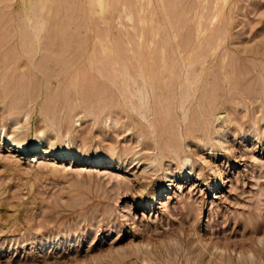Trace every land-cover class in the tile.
<instances>
[{"label":"rangeland","instance_id":"374dc122","mask_svg":"<svg viewBox=\"0 0 264 264\" xmlns=\"http://www.w3.org/2000/svg\"><path fill=\"white\" fill-rule=\"evenodd\" d=\"M0 264H264V0H0Z\"/></svg>","mask_w":264,"mask_h":264},{"label":"bare ground","instance_id":"6f19581e","mask_svg":"<svg viewBox=\"0 0 264 264\" xmlns=\"http://www.w3.org/2000/svg\"><path fill=\"white\" fill-rule=\"evenodd\" d=\"M26 3V2H25ZM42 26V25H41ZM41 26H37L36 27V25H35V29L34 30H32L33 31V33H34V31H35V34H37L38 32H39V27H41ZM33 27V26H32ZM32 27H31V29H32ZM38 29V30H37ZM42 30H43V27L41 28V33H42ZM31 31V32H32ZM33 33H31V34H33ZM40 33V32H39ZM35 34H33L34 36H35ZM33 36V37H34ZM38 37H39V35H37ZM36 36V37H37ZM35 37V38H36ZM40 38V37H39ZM39 38H37V40L39 39ZM36 41V40H35ZM37 42V41H36ZM38 42H40V41H38ZM26 45V44H25ZM39 46V44L37 43L36 44V46ZM188 45V44H187ZM140 46V45H139ZM40 47V46H39ZM176 48V47H175ZM39 49V48H38ZM176 50H178V49H176ZM141 57H142V55H141ZM171 57H172V55H171ZM182 58V57H181ZM33 59L34 58H31V66H32V68L38 73L39 71H38V69L36 68V66L34 65V63H33ZM92 59H93V57H92ZM141 59V58H140ZM140 59H138V60H136V62L134 61V65H135V67H136V69L134 70V72H132V73H128V72H126V69H124L125 70V75L127 76V81L130 83V86L132 87V88H129V83H124V88L126 89V91L129 93V94H127V95H129V97H130V99H132V98H135L136 100H137V102L136 103H134V102H132L133 104H135V105H133L134 106V108L135 109H137L138 111H139V113L138 114H140L141 116L140 117H143L144 119H146V115H147V113H149V111H151L150 110V108H151V105L153 106V104L151 103V105H150V99L152 100V98L151 97H154V95L153 94H155V96H157L156 95V92H155V88L157 87V85H156V87H155V83H154V80H153V75L150 73V63H148L147 62V59L144 61L143 59L142 60H140ZM186 59V58H185ZM185 59L182 61V66L183 67H181L182 68V70L180 69V71H182L183 72V74H180V75H184V80L183 81H185V83H186V86H188V91L186 90V94L185 95H180L178 98H177V96H176V98L179 100V108H180V110L179 111H182V113L185 111V109H186V107H185V104L188 102L189 103V101H190V99H194V97H195V93H196V91L198 90V88H199V86H198V88L196 87V83L199 81V83H200V78H199V76H198V78L200 79H197V81H196V79H194L192 76H194V74L192 73V75L190 74V68H188L189 67V65L186 67V65H185ZM70 60V59H69ZM68 60V61H69ZM79 60V59H78ZM89 60V59H88ZM188 61H190L189 60V58L187 59ZM186 60V62L188 63V61ZM55 61V60H54ZM57 61V60H56ZM67 61V60H66ZM65 60H64V62H66ZM84 61H85V59H84ZM83 61V58H82V61H76V62H73L72 64H70V66L69 65H67V66H69V67H71V65L73 66V67H75V69L73 68V67H71V68H73L69 73H71L72 71H74V70H76V67H78V66H80V65H86L87 67H89L92 71H91V75L92 76H94V77H97L96 76V73H97V75H99L100 77H103L104 78V75H102L103 73H101L100 72V70H99V68L97 67L98 65L96 64V62L95 61H93V60H89L88 62H84ZM111 61V60H110ZM109 61V62H110ZM63 61L61 62V63H64ZM115 62V61H114ZM163 62V61H162ZM166 62V61H165ZM172 62V61H171ZM191 62V61H190ZM113 63V62H112ZM112 63H110V64H112ZM173 63V62H172ZM171 63V64H172ZM192 63V62H191ZM190 63V64H191ZM109 64V65H110ZM115 64V63H114ZM113 64V65H114ZM122 64V63H121ZM133 64V63H132ZM164 64V63H163ZM64 65H66V64H64ZM173 65V64H172ZM112 66V65H111ZM157 66H158V64H157ZM165 66H167V64H165ZM174 66H175V64H174ZM69 67H67V68H69ZM123 67V66H122ZM192 67V66H191ZM114 68H116V66L114 67ZM127 68V67H126ZM153 68V67H152ZM176 68V67H175ZM7 69H8V67H7ZM18 69V68H17ZM70 69V68H69ZM106 69V68H105ZM104 69V70H105ZM108 69V68H107ZM157 69V68H156ZM156 69H152V70H156ZM16 72L18 71V70H16V69H14ZM67 69H65V70H63L62 72H65ZM118 70V69H117ZM172 70V69H171ZM178 71V69H175L174 71ZM33 71V70H32ZM67 71H69V70H67ZM102 71V70H101ZM130 71V70H129ZM200 71V70H199ZM4 72V71H3ZM19 72V71H18ZM41 72V71H40ZM61 72V73H62ZM120 73H123V75H124V72H121V71H119ZM193 72V71H192ZM196 72V71H195ZM5 73H7V72H5ZM34 73V72H33ZM58 73V72H57ZM60 73V74H61ZM68 73V72H67ZM67 73H66V75H67ZM106 73V72H105ZM110 73H111V71H110ZM160 73V72H159ZM157 74V76H160V78H161V84L163 85V83H162V79L164 78L163 77V75L160 73V74ZM77 74H78V72H77ZM171 74V73H170ZM199 74V73H198ZM4 75H6V74H4ZM66 75L64 74V76L66 77ZM87 75V74H86ZM120 75L121 74H118V72L117 71H113V73H112V81H109V82H112L111 84H114V85H116V83L118 82V78L120 77ZM196 75V74H195ZM55 75L53 74V76H52V78L54 77ZM58 76V75H57ZM68 76V75H67ZM71 76V75H70ZM69 76V77H70ZM225 76V75H224ZM4 77V76H3ZM42 77V76H41ZM99 77V78H100ZM183 77V76H182ZM180 78L181 80L183 79V78ZM2 78V77H1ZM79 78H80V76H79ZM226 78V77H225ZM224 78V79H225ZM3 79V78H2ZM1 79V80H2ZM88 79V78H87ZM94 80H95V78H93ZM178 79V78H177ZM48 80V79H47ZM56 80H58V79H56ZM79 79H77V81H78ZM100 80V79H99ZM122 80V79H121ZM3 81V80H2ZM74 81H76V80H74ZM105 81V80H104ZM106 81H107V79H106ZM70 82H71V80H70ZM119 82H120V80H119ZM180 81H178V83H179ZM41 83V82H40ZM45 83H46V81H45ZM80 83V82H79ZM93 83V82H92ZM108 83V82H107ZM182 83V82H181ZM180 83V84H181ZM51 83L49 82V85H50ZM57 84H58V81H57ZM70 84V83H69ZM110 84V83H109ZM177 84V83H176ZM179 84V85H180ZM182 84H184V83H182ZM73 85H75V84H73ZM102 85V84H101ZM113 85V86H114ZM72 86V85H71ZM71 86H68V87H70L71 88ZM76 86V85H75ZM104 86V85H103ZM106 86V85H105ZM104 86V87H105ZM108 86V85H107ZM183 86V85H182ZM185 86V87H186ZM55 87V86H54ZM95 87V86H94ZM109 87V86H108ZM180 87V86H179ZM75 88V87H74ZM116 88H118L119 89V87L118 86H116ZM159 88V87H158ZM67 89V88H66ZM164 89V88H163ZM184 89V88H183ZM76 90H77V88H76ZM103 90V89H102ZM109 90H110V88H109ZM104 91V90H103ZM117 91V90H116ZM115 91V92H116ZM121 90H119V91H117V92H120ZM159 91H160V89H159ZM203 91V90H202ZM30 92V91H29ZM44 92H46L45 90H44ZM41 89L39 90V92L37 93V94H34V95H30V97L29 98H27V100L24 102V104H23V106H20V107H14V109H19V114L21 113L22 115H23V117L26 119V117L28 116V114H29V112L32 110V108H34L35 106V103H36V100L44 93ZM73 92V91H72ZM77 92V91H76ZM75 92V93H76ZM111 92H112V90H111ZM116 92V93H117ZM155 92V93H154ZM4 96H6V95H4ZM29 96V95H28ZM43 96V95H42ZM120 96V95H119ZM110 97H112V96H110ZM204 97V96H203ZM155 98V97H154ZM164 99V98H163ZM177 99H176V102H177ZM17 100V99H16ZM120 101H121V99H119ZM21 101V100H20ZM153 101V100H152ZM156 101V100H155ZM160 101H161V99H160ZM163 101V100H162ZM122 102V101H121ZM128 102V101H127ZM174 102V101H173ZM202 102H203V100H202ZM201 102V103H202ZM157 103V102H156ZM178 103V102H177ZM176 103V104H177ZM176 104H174V105H176ZM123 105H125V103L123 104ZM163 105V104H162ZM13 106V105H12ZM112 107V106H111ZM162 107V106H161ZM133 108V109H134ZM176 108H177V106H176ZM130 109V108H129ZM210 113L212 112V111H209ZM178 113V112H177ZM186 113V112H185ZM184 113V114H185ZM208 113V112H207ZM207 113H204L203 112V114H207ZM210 113H208V114H210ZM151 114V113H150ZM184 114H182V115H184ZM203 114H201V116L203 115ZM204 115V116H205ZM211 115V114H210ZM207 116H209V115H207ZM203 117V116H202ZM185 119V118H184ZM145 122H146V120H145ZM148 122H149V120H148ZM150 123V125L152 124L151 122H149ZM14 124L16 125V124H19V122L18 121H15L14 122ZM71 125H72V122L70 121V118L68 117V120H67V122L65 123V126H66V128L68 129V128H71ZM149 125V124H148ZM59 126V125H58ZM180 126V125H179ZM150 127H152V126H150ZM62 127L61 126H59V128H57V129H55V135L56 136H58V134H59V132H60V129H61ZM181 128V127H180ZM180 128H179V130H180ZM152 129V128H151ZM154 130V129H153ZM1 131H2V128H1ZM153 132V131H152ZM181 133V132H180ZM180 133H179V136H181L182 137V135H180ZM39 134H43L42 132H40ZM183 138V137H182ZM12 141H14L15 143H16V145H17V147H18V149L19 150H24L25 148H26V146H25V143L24 142H22V141H15V140H13L12 139ZM172 147H173V145L172 144H170ZM174 148V147H173ZM173 150H176V149H173ZM36 151V150H35ZM97 157H99V156H97ZM90 160V159H89Z\"/></svg>","mask_w":264,"mask_h":264}]
</instances>
